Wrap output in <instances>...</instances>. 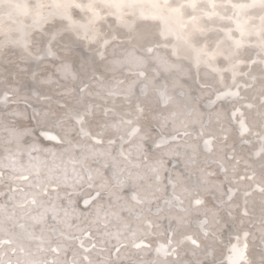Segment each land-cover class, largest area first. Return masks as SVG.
Listing matches in <instances>:
<instances>
[{"label": "snow or ice", "instance_id": "6c2138e0", "mask_svg": "<svg viewBox=\"0 0 264 264\" xmlns=\"http://www.w3.org/2000/svg\"><path fill=\"white\" fill-rule=\"evenodd\" d=\"M0 264H264V0H0Z\"/></svg>", "mask_w": 264, "mask_h": 264}, {"label": "bare ground", "instance_id": "6f19581e", "mask_svg": "<svg viewBox=\"0 0 264 264\" xmlns=\"http://www.w3.org/2000/svg\"><path fill=\"white\" fill-rule=\"evenodd\" d=\"M182 166V165H181Z\"/></svg>", "mask_w": 264, "mask_h": 264}]
</instances>
